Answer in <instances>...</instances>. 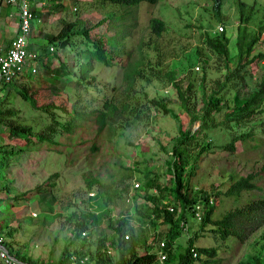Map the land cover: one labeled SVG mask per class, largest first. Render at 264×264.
Segmentation results:
<instances>
[{
	"label": "rangeland",
	"instance_id": "obj_1",
	"mask_svg": "<svg viewBox=\"0 0 264 264\" xmlns=\"http://www.w3.org/2000/svg\"><path fill=\"white\" fill-rule=\"evenodd\" d=\"M242 1V10L250 11L247 26L254 29L257 23L264 21V0ZM60 2L62 9L52 8L53 4L45 5L47 11L34 20L28 42L29 48L45 51L50 43L47 36L57 33L64 21L73 23L71 29L76 32L71 34V39L78 38L80 42H75L73 48H64V55L51 54L55 64L62 61L67 66L68 73H59V80L50 79V72L53 74L54 71L43 70V65L35 60L36 71L32 76L14 79L13 85H23L35 99V106L22 98L12 84L7 89L0 88V109L8 110L0 115V188L6 187L0 191V206L9 203L8 208L1 211L0 220L11 218V223L16 226L11 236H5V241L22 256L20 261L51 264L61 257L66 245L69 250L80 248L79 255L86 257L82 263L70 260L67 264H96L97 252L100 258L105 257L101 255L104 248L97 247L98 238L104 236L107 242L111 236L107 221L121 215L127 217L139 235L138 246L156 252L150 264H162L163 259L160 260L157 253L158 244L169 233H173L169 246L173 256L168 260L169 264H175V255L184 248L187 237H193L196 246H216L218 262L208 264H236L252 253H264V247H259V242L264 241L261 237L264 219L258 222L254 218L241 230V237L221 238L211 230V224L201 225L189 208L184 216H180L181 207L168 191L173 187L168 163L172 158L171 147L179 130H187L196 135L187 142L191 155L198 153L203 141L208 137L211 139L199 152L192 169L186 167L183 174L187 192L196 199L202 192L209 196L213 191L220 192L211 218H219L227 210L264 197V123L257 122L264 118V109L255 110L244 121V126L220 123L226 110L240 104L245 95L256 88L264 76V59L244 65L238 75L225 83L220 92L226 106L212 114L211 120L204 123L205 129L197 128L198 120L190 121L181 110L167 75L173 71L174 79L182 86L190 83L188 92L194 108L191 104L189 108L191 112L199 110L200 102L196 100L199 93L202 89L213 88L225 72L204 46L203 35L212 34L217 24H223L229 33L227 47L232 55L235 37L230 34H234L232 24L237 22L239 15L238 0H220L219 13L223 21L214 15L212 0H157L154 3L140 0L129 4L109 0ZM72 3L75 9H72ZM38 10L40 12L41 8ZM151 16L164 22L159 35L149 29ZM6 24L3 32L0 31V41L9 39L15 31V27L12 30ZM115 25L119 27L113 29ZM263 34L253 51L264 52ZM139 39L143 43V60L132 50ZM95 42H103L104 53L110 56L111 64L90 57L87 49H93ZM55 43L52 44L56 47ZM135 68H141V74H135L132 71ZM106 98L116 103L117 116L95 136L93 114L88 112L100 108ZM150 98L162 99L165 106L176 113V118L161 112L148 100ZM121 103L126 106L122 108ZM45 104H62L65 109L57 106L45 109ZM72 112L77 114L72 115ZM52 118L58 123L69 120L74 123L69 132L61 125L53 124L55 144L42 140L27 147L22 137L8 136L4 126L29 125L35 138ZM244 130H251L254 135L245 141L236 140L233 152L222 148L221 143L231 134ZM202 133H206L205 136ZM90 139L96 144L91 151L88 149ZM81 140L85 142L77 144ZM3 149L12 150V153L3 154ZM247 173L254 175L259 189L242 190L235 195L223 192L231 177ZM85 175H93L97 182L88 183ZM134 181L139 183L138 187L134 188ZM41 183L46 187L42 193L28 200H11L15 193ZM155 184L162 188L158 190ZM154 201L174 205L172 218L176 227L154 215L151 208ZM83 211L91 215L86 236L77 237L68 244L75 218L68 220L67 217ZM109 254L102 264H115V252ZM198 261L193 260L191 264H202Z\"/></svg>",
	"mask_w": 264,
	"mask_h": 264
},
{
	"label": "trees",
	"instance_id": "obj_2",
	"mask_svg": "<svg viewBox=\"0 0 264 264\" xmlns=\"http://www.w3.org/2000/svg\"><path fill=\"white\" fill-rule=\"evenodd\" d=\"M111 2H117L121 4H129V3H137L140 0H109ZM148 2L154 3L157 0H146ZM212 9L213 13L216 17H219V9H220V0H212ZM239 3V15H238V22L236 25V34L234 39V48L233 54H229V49L227 47V40L228 36L227 31L225 28L221 31H215L212 34L205 33L203 35L202 41L209 52L213 55L214 59L218 62V65L222 67L225 72L223 73V78L220 81H216L213 88L209 89L208 91L203 90L199 93L198 97L196 98L197 101L200 102V109H193L194 111L191 112L189 105H192L194 108V102L190 101L189 98V90H190V83H187L185 86L179 82V80L174 79L173 71L167 72L168 79L172 86L175 88L176 96L178 98V104L182 111H184L188 119L190 121L198 120L197 128L205 129L206 125L204 123L208 122L212 118V114L221 110L223 106H226L224 103V97L220 90L225 87V83L233 76L238 75L239 70L242 69L244 65L254 61L260 60L264 57V52L256 51L253 52L255 47V43L259 39V35L261 32L264 31V21L262 23H257L256 29H250L247 27V22L250 19V11H243L242 8L244 6V2L238 0ZM34 11V9H33ZM36 14V12H33ZM220 20L221 17H220ZM223 21V20H222ZM121 23V21H120ZM71 23L70 22H63L60 29L57 31L56 34L48 35V41L53 39H57L58 45L63 47V45L71 42L69 39L70 34L75 33L76 31H72L70 29ZM148 26L151 32L154 35H159L160 32L164 28V22L161 18L156 16H151L148 19ZM118 26H114L117 28ZM86 33V31H82ZM141 39L133 44L132 50L134 53L139 54V59L143 60L144 53L143 49L141 50L142 45ZM93 49H87L90 53V57L95 60L101 61L105 64H111L110 56H106L104 53L103 42H95L92 43ZM145 45H147L145 43ZM153 48H156L154 46ZM116 51V50H114ZM132 52V51H129ZM128 52V53H129ZM90 60V59H89ZM42 64H44L42 62ZM47 70H52L54 73L51 75L50 79L59 80L57 77L59 73L67 71L66 65L60 61L59 65L53 67V63L49 65H45ZM135 74H141V68H135L132 70ZM122 79L124 80L123 76ZM79 81L78 79H76ZM13 88L16 92L20 94L22 98L28 100L31 106H35V99L26 92V88L23 85H13ZM154 106L160 108V111L163 113L170 114L173 118H176V113L172 111L170 108L165 106V103L160 98H150L148 99ZM264 76L261 77L257 83L255 89L249 91L243 101L238 104L237 106L231 107L229 110L224 112V120L220 123L227 124H236L239 126H244V121L249 118V116L255 110H263L264 109ZM46 109L48 107L57 106L61 109H65L62 104H50V105H43ZM122 108L126 106V103H121ZM118 107L116 103H113L109 99H104L101 103V107L91 110L88 113L93 114L94 119V126L95 136L101 133L104 126L109 124V121L113 120L115 116H117ZM197 111V113H195ZM8 112V110H1L0 115ZM11 113V112H10ZM77 114L72 112V115ZM80 114V113H78ZM67 122H69L67 124ZM258 123L263 122L264 118L257 120ZM1 123V121H0ZM58 124L66 131L69 132L73 127L72 121H66V123H58L54 118L51 119V123L47 124L44 128L40 129L39 132L35 135V138L32 137V133L30 130L29 125L23 124H8L4 125L7 128V135L8 136H17L22 137L23 144L27 147H32L37 145L39 141H50L52 140V134L55 130V125ZM206 133H202V136H205ZM254 135L251 133V130H244L239 131L238 133H233L230 137L223 143H221L222 148L227 149L229 152H233L235 148V141H245L246 139H250V137ZM196 135L194 133H188L187 130H179L178 134L176 135V142L171 147V160L168 162L171 168L172 173V182L173 187L168 189L171 192L172 199L174 198L176 203H178L181 207L180 216H184L187 213V208H189L190 204L196 201L197 199H202L204 201V207L202 208V212L199 214V220L201 225L204 224H211L214 232H217L219 237L226 238L229 235H233L234 237H241L240 232L243 230L254 218L258 219V222L264 219V197H259L257 199H252L246 203L245 206L234 208L231 210H227L224 212L219 218H211V213L213 212L216 203H217V196L219 195V191H213L211 196L208 193L202 192L200 194V198L197 199L190 196L187 192L186 182L184 179V169L186 167L193 166V163L199 152L207 147L209 143L207 140H211L209 137L206 141H203L199 147L198 153L191 155L189 143L192 138ZM85 140H81L77 142L84 143ZM53 144H55L53 142ZM76 144V143H75ZM96 148V144L93 140H89L88 149L89 151L94 150ZM3 154H11L12 150L3 149L1 150ZM2 159V157H0ZM192 161V162H189ZM264 166V163H263ZM190 171V170H187ZM56 174V173H54ZM189 174H187L188 176ZM186 176V177H187ZM85 180L88 183L97 182V178L93 175H85ZM44 183L35 185L32 188L25 189L18 193H15L11 196V200H28L33 195H38L46 190L44 188ZM155 186L159 189L162 187L155 184ZM259 189V186L254 182V175L252 173H247L245 175H239L236 177H231L229 184L223 191L226 195H235L238 194L242 190H252V189ZM6 190V187L0 188V191ZM210 198V202L208 201ZM1 200V199H0ZM2 201V200H1ZM4 203V202H3ZM8 205H4V207L0 206V213L5 208H8ZM152 211L156 217H161L163 222H168L172 227H176V222H174L172 218V213L169 212L165 207H163L162 203L157 204L155 201L152 204ZM189 212L192 211L189 210ZM91 215L86 211L79 212L77 215L71 213L67 218L68 220L73 219L72 221V232L68 244L73 243L77 237H85L86 236V228L89 221V217ZM94 216V215H93ZM108 220V219H107ZM107 227L111 231L110 239L106 242L104 240V236L98 238L97 247H103V256H109L110 254L106 251V248L109 247L113 249L112 251L115 252V264H150L156 257V252L154 251H147L145 247L140 248L139 244V235L135 231L132 224L128 222L126 216H119L115 219L108 220L106 223ZM16 229V226L11 223V218H3L0 220V244L6 249V251L12 255L14 258L22 260V256L19 255L17 252L13 251L11 244L5 241V236H11L13 231ZM81 231H83V235H81ZM4 235V237L2 235ZM126 235V237H125ZM173 233H169V235L165 236L163 239L162 249L163 251L166 250L165 258H163L162 264H169V259L173 256L172 252H169V246L171 245V237ZM196 234H194L195 238ZM261 237L264 239V230L261 232ZM107 243V244H106ZM259 247L262 249L264 247V241L259 242ZM191 249L195 251V255L191 254ZM80 248H72L68 249V246H64L61 257L54 261L51 264H67L70 260H76L79 263V255ZM200 255H204L203 258H200ZM216 255V246H201V245H194L193 244V237H187L186 243L184 248L176 253V262L175 264H191L193 260H198V262L202 264H208L210 262L216 263L218 259L215 257ZM104 258H100V253L97 252L96 264H102L105 261ZM28 262V261H27ZM29 264H35L34 262H28ZM2 264H11V263H2ZM49 264V263H45ZM236 264H264V253H252L247 255L244 259L239 260Z\"/></svg>",
	"mask_w": 264,
	"mask_h": 264
},
{
	"label": "built area",
	"instance_id": "obj_3",
	"mask_svg": "<svg viewBox=\"0 0 264 264\" xmlns=\"http://www.w3.org/2000/svg\"><path fill=\"white\" fill-rule=\"evenodd\" d=\"M34 0H5V2L10 4H15L18 12L17 19V31L10 39L9 45L4 52L0 53V86L2 84L10 82L14 77L22 72L23 68L29 67L31 71L35 68L31 65V61L35 58L36 52L28 50L26 48L27 37L30 33V21L32 19V13L29 9L30 3ZM218 28H221L218 26ZM52 49V46H49ZM133 186L138 187L139 183L137 181L133 182ZM210 202V198L208 200ZM201 205L195 202L192 205L193 213L196 218H199V209ZM168 211H173L174 207L171 204L166 205ZM84 232L81 231V234ZM126 237V235H125ZM163 240L158 244V257L160 260L165 258L166 253L162 249ZM106 251L110 253L111 248L107 247ZM113 252V251H112ZM191 254L194 256L195 251L191 249ZM85 256L79 258L80 262L85 260ZM0 260L3 263L11 264H29L21 262L20 260L14 258L10 255L6 249L0 244Z\"/></svg>",
	"mask_w": 264,
	"mask_h": 264
},
{
	"label": "clouds",
	"instance_id": "obj_4",
	"mask_svg": "<svg viewBox=\"0 0 264 264\" xmlns=\"http://www.w3.org/2000/svg\"><path fill=\"white\" fill-rule=\"evenodd\" d=\"M242 1V0H241ZM53 2V0H34V1H32L31 3H30V5H29V9H30V11H31V13H32V19H31V21H30V33H29V35H32V29H33V25H34V20H38V19H40V16L39 15H41V14H43V13H45L46 11H47V8H45V5L48 3V4H53L52 5V8H61L62 9V3L60 2V0L57 2V3H52ZM72 2H74V1H72ZM244 2V1H243ZM0 3H4V4H6V5H10V6H14L15 7V17L12 19L13 21H14V24H15V31H14V33H13V35L15 34V32L17 31V19H18V12H17V7H16V5L15 4H10V3H7V2H5V0H0ZM238 5H239V3H238ZM38 7H40L41 8V10H40V12H39V10H38ZM71 7H72V9H75V4L74 3H72L71 4ZM33 9H34V11H33ZM33 12H36V14H34ZM9 15H11V13L9 14ZM219 17L218 18H220V13H219V15H218ZM64 22H66V21H64ZM237 22H238V17H237ZM237 22L235 23V24H232V26H234V28H233V30H234V34L233 35H231L230 34V36H232V37H235V34H236V25H237ZM63 24V23H62ZM71 24H73V23H71ZM247 24H248V22H247ZM230 25V24H229ZM72 26V25H71ZM71 26H70V29H71ZM218 26H220L221 28H218ZM231 26V25H230ZM231 26V27H232ZM223 27H224V25L223 24H217L216 26H215V31H221V30H223ZM248 27V26H247ZM251 29V28H250ZM254 29H256V27L254 28ZM264 33V31L263 32H261V36H262V34ZM56 34V33H55ZM73 34V33H72ZM13 35L11 36V38L13 37ZM29 35H28V37H29ZM227 35H229V33H227ZM260 35H259V38H260ZM264 35V34H263ZM28 37H27V42H26V48L28 49V50H32V51H35V50H33V49H31V48H29V42H28ZM10 38V39H11ZM69 39H70V41L71 42H68L67 44H65V45H63V47H61V46H59L58 45V42H57V39L55 38V39H53V40H51V41H48V42H50L48 45H47V47H46V49H45V51H42V52H40V51H35L36 52V56H35V58L31 61V65H33L34 66V68H35V70L34 71H31L30 70V68L29 67H25V68H23V70H22V72L21 73H19L16 77H14L10 82H8V83H5V84H2L1 86H0V88L1 89H7L8 87H9V85L10 84H12V87H13V80L14 79H23L24 77H26V76H32V73H34L35 71H36V65H35V60L37 61V63H41L42 64V62L44 63V64H42L43 65V70L45 69V65H49L50 63H53V67H56V66H58L59 65V62L60 61H58V63H54V58L51 56V54L53 53V52H55V53H57V54H60V55H64V48H66V47H68V46H71L72 48H73V44L75 43V42H80V40L78 39V38H76V40H73V39H71V34H70V36H69ZM48 40V39H47ZM54 41H56V47L52 44ZM259 41V39L257 40V42ZM9 42H10V40H9ZM256 42V43H257ZM256 43H255V45H256ZM83 44V43H82ZM204 44V43H203ZM8 45H9V43H8ZM8 45H7V47H8ZM84 45L85 44H83V47L82 48H84ZM49 46H52V49H49ZM205 46V45H204ZM7 47H5V49H3V50H1L0 51V53L1 52H4L5 50H6V48ZM64 49V50H63ZM258 51H260V50H258ZM253 52H256V51H253ZM263 52V51H262ZM51 57H50V56ZM47 59H48V61H47ZM263 59H264V57L262 58V59H260V61H263ZM67 67V66H66ZM53 70V69H52ZM47 71H51V70H47ZM50 74L52 75V73L50 72ZM14 89V88H13ZM4 94H5V91H4ZM195 202H197V203H199L200 205H201V207H200V209H199V214L202 212V208L204 207V201H200L199 199H197L196 201H194L193 203H191L190 204V206H189V210H191L192 211V216L195 218V219H198L199 220V218H196L195 216H194V213H193V209H192V205L195 203ZM165 203V202H164ZM168 204H171V203H167V204H164L163 205V207H165L166 208V205H168ZM173 207H174V205L173 204H171ZM167 209V208H166ZM174 211V210H173ZM173 211H169V212H173Z\"/></svg>",
	"mask_w": 264,
	"mask_h": 264
},
{
	"label": "crops",
	"instance_id": "obj_5",
	"mask_svg": "<svg viewBox=\"0 0 264 264\" xmlns=\"http://www.w3.org/2000/svg\"><path fill=\"white\" fill-rule=\"evenodd\" d=\"M11 13V15H9ZM15 17V7L14 6H10V5H4L2 6L0 4V31L3 32L2 28L4 23L7 25V27L10 29H14L15 25L13 24L14 21L12 20ZM3 18L6 19V22L3 21ZM12 34V33H11ZM13 35V34H12ZM11 35V36H12ZM10 36V38H11ZM9 39L4 38V40L0 41V51L5 49V47H7L8 43H9ZM6 41V42H4Z\"/></svg>",
	"mask_w": 264,
	"mask_h": 264
}]
</instances>
